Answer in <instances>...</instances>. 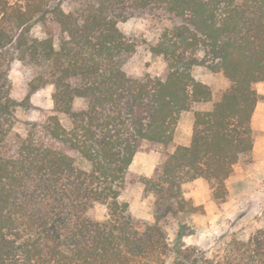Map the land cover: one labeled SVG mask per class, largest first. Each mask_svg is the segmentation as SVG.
<instances>
[{
    "label": "trees",
    "instance_id": "obj_1",
    "mask_svg": "<svg viewBox=\"0 0 264 264\" xmlns=\"http://www.w3.org/2000/svg\"><path fill=\"white\" fill-rule=\"evenodd\" d=\"M141 14L162 24L149 50L166 60L164 75L124 69L139 41L118 24ZM14 59L33 69L32 91L52 86V108L23 134L14 130ZM196 65L229 86L194 111L189 143L140 178L156 212L181 218L201 209L186 184L202 179L221 201L234 168L252 158L264 0H0V264H264V224L204 248L182 240L181 222L172 244L157 219L136 218L119 200L142 146H167L180 115L212 100Z\"/></svg>",
    "mask_w": 264,
    "mask_h": 264
},
{
    "label": "rangeland",
    "instance_id": "obj_2",
    "mask_svg": "<svg viewBox=\"0 0 264 264\" xmlns=\"http://www.w3.org/2000/svg\"><path fill=\"white\" fill-rule=\"evenodd\" d=\"M118 25L124 34L139 41L136 51L124 62L126 72L131 76H141L144 73L164 75L167 69L166 60L162 56H152L149 50V45L159 39L161 22L150 14H141L131 16ZM31 33L43 36L40 25H35ZM192 73L195 78L209 85L212 100L197 102L191 111L180 115L173 140L167 146L150 142L142 146L129 166L131 182L119 200L128 204V209L134 217L144 220L157 219L167 233L170 243L176 241L180 223L183 222V229L187 233L182 239L184 242L210 248L220 235L234 232L241 237H247L264 224V130L259 128L258 117L252 125V158L248 162L238 164L225 181L227 193L223 200H214L210 183L196 179L186 184L184 196L190 198L195 205H201V209L184 218L171 212H156L154 199L144 193L140 178L151 176L175 146L189 143L194 111L210 109L213 101L229 86V81L221 72H210L205 66H194ZM33 75L31 67L16 59L12 60L8 71L10 95L18 104L14 130L21 134L24 133L27 122L42 120L52 108V86L47 85L32 91ZM77 104L81 105V101H77ZM106 212L105 206L96 205L92 214L97 219H103Z\"/></svg>",
    "mask_w": 264,
    "mask_h": 264
},
{
    "label": "crops",
    "instance_id": "obj_3",
    "mask_svg": "<svg viewBox=\"0 0 264 264\" xmlns=\"http://www.w3.org/2000/svg\"><path fill=\"white\" fill-rule=\"evenodd\" d=\"M255 88L258 93L264 95V81L255 84ZM260 118V129L264 130V101H258L252 115L251 125L255 124V120ZM253 128V126H252Z\"/></svg>",
    "mask_w": 264,
    "mask_h": 264
}]
</instances>
